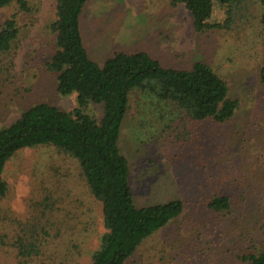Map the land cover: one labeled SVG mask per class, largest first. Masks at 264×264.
<instances>
[{"label": "rangeland", "instance_id": "1", "mask_svg": "<svg viewBox=\"0 0 264 264\" xmlns=\"http://www.w3.org/2000/svg\"><path fill=\"white\" fill-rule=\"evenodd\" d=\"M38 2L34 23L23 33L11 59L6 56L7 73H0V129L39 102L64 111L76 106L75 93L60 96L55 75L42 67L53 50L47 24L55 18V0ZM246 6L229 29L203 33L194 31L188 10L171 0H88L82 8L78 19L82 43L100 66L117 52H145L162 67L174 70L202 61L227 82L228 97L239 102L234 115L223 123L178 119L162 133L178 111L142 91L130 94L118 148L128 163L135 204L180 199L185 206L175 222L143 244L132 257L133 264L146 262L149 254L157 256L162 241L175 243L176 238L180 241L173 252L183 261L167 259L170 263L214 264L221 246L231 245V238L248 228L247 221L256 227L264 216L257 212L258 207L264 209V86L259 79L264 34L260 5L249 2ZM7 13L0 10V20ZM225 18V5L214 0L210 21ZM84 111L99 120L102 107L89 103ZM2 176L8 190L0 198V264H88L104 228L100 204L89 195L74 161L52 146L27 148L6 163ZM49 194H55L62 212L72 213L70 224L74 226L72 218L77 214L76 220L86 228L81 226L72 235L62 229L42 255L22 256L17 238L29 235L31 226L37 228L49 217L53 203ZM220 194L230 195L235 206L251 208L247 216H241L244 220L224 222L221 233L212 230L214 218L206 208ZM181 222L184 226L178 232ZM85 229L90 231L87 236ZM194 241L200 244L197 253L186 248ZM150 244L154 248L147 250Z\"/></svg>", "mask_w": 264, "mask_h": 264}, {"label": "trees", "instance_id": "2", "mask_svg": "<svg viewBox=\"0 0 264 264\" xmlns=\"http://www.w3.org/2000/svg\"><path fill=\"white\" fill-rule=\"evenodd\" d=\"M87 1L55 0V18L47 24L53 50L49 59L42 63L46 72L55 75V89L60 96L75 93L76 106L64 111L39 102L0 129V198L8 190L2 176L6 163L23 149L52 146L74 161L89 195L100 204L104 230L97 247L89 253L88 264H133L132 257L143 244L175 222L185 206L180 199L148 206L135 204L128 183V163L118 148L130 94L135 90L142 91L178 111V117L165 125L162 133L170 130L178 119H209L223 123L234 115L239 102L228 97L227 82L202 61L195 62L188 69L174 70L162 67L145 52H117L100 66L88 56L79 31V15ZM216 1L226 7V18L221 22L210 21L214 0H171V3L182 4L191 15L194 31L203 33L229 29L237 17L246 12V4L256 2L261 7L259 22L264 34V0ZM38 4V0H0V10L8 12L0 20L1 74L8 71L6 56L11 59L23 33L34 23ZM259 79L264 86V61ZM89 103L101 105L99 120L84 111ZM54 197L55 194H49V199L53 200L48 214L50 218H46L43 225H36L37 228L31 226L29 235L18 236L22 256L42 255L47 244L56 242L62 229H68V235H72L77 228H86V224L76 220L77 214L72 218L74 226L70 224L72 213L62 212L61 204ZM76 205L79 207L81 203L78 201ZM206 208L214 218L212 230L219 233L225 232L224 222L242 221L243 213L247 216L251 209L233 205L228 194L212 197ZM257 212L264 215L262 208L258 207ZM39 222L37 220L36 224ZM247 222L248 228L238 237L233 236L236 238H231V245L221 246L223 251L214 264H264V244L256 242H264V216L257 220L256 227ZM177 226L178 232H182L180 227L184 224L181 222ZM0 229H3L1 223ZM82 231L85 236L90 232ZM176 239L175 243L162 241L156 249L157 256L149 254L146 262L140 260L137 264H172L167 259L176 258L183 261L178 253L173 252L180 241ZM153 245L150 244L147 250L154 248ZM199 245L194 241L186 248L197 253Z\"/></svg>", "mask_w": 264, "mask_h": 264}]
</instances>
